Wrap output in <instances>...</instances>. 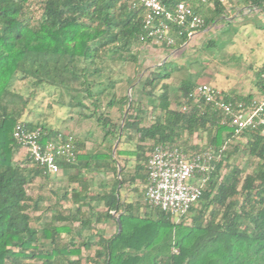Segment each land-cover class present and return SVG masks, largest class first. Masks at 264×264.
<instances>
[{
  "label": "trees",
  "instance_id": "16d2710c",
  "mask_svg": "<svg viewBox=\"0 0 264 264\" xmlns=\"http://www.w3.org/2000/svg\"><path fill=\"white\" fill-rule=\"evenodd\" d=\"M160 1L170 9L179 1L190 3L204 18L201 29L225 13L217 0L209 16L195 0ZM142 17V8L132 7L131 0H0V264H83L82 250H93L84 264H264V135L256 129L236 134L221 123L218 111L188 100L189 91L203 82L183 78L171 97L170 78L179 68L171 61L148 70L141 97L129 101L122 85L133 86L142 66L132 49L152 43L144 36ZM171 33L173 44L156 45L172 51L189 38L175 25ZM41 65L53 68L42 74ZM252 69L264 97V63ZM48 75L83 95L87 103L78 105L89 111L77 120L95 118L101 138L62 131L10 109L11 98H25V108L37 89L56 83ZM221 94L244 104L254 98ZM18 121L73 137L75 161L58 164L74 173L61 187L52 180L53 193L61 192L73 207L42 206L44 196L28 192L29 184L46 178L28 156L15 158L21 148L12 136ZM86 140L95 146L80 152ZM155 145L217 152L210 179L184 215L143 202L146 164ZM241 154L254 161L250 171L236 163ZM94 172L112 177L109 185L90 190ZM124 186L134 194L123 193ZM108 220L114 231L105 235L97 225Z\"/></svg>",
  "mask_w": 264,
  "mask_h": 264
},
{
  "label": "built area",
  "instance_id": "2783aa9c",
  "mask_svg": "<svg viewBox=\"0 0 264 264\" xmlns=\"http://www.w3.org/2000/svg\"><path fill=\"white\" fill-rule=\"evenodd\" d=\"M195 1L206 4L210 0ZM131 6L142 8L144 36L153 44H173L172 25L189 34L204 24V18L185 1L177 2L171 9L160 0H131ZM187 99L193 103L202 102L218 111L221 123L233 127L236 134L245 129H256L264 135V97H254L249 104L232 102L224 98L217 87L203 82L189 91ZM12 136L30 160L42 169L47 180L59 172V161L73 162L76 159L74 139L70 135L49 134L41 127L27 128L18 121ZM216 159L217 152L212 149L186 152L176 146L155 145L146 164L143 201L172 216L186 214L201 196ZM187 180L195 182L187 183Z\"/></svg>",
  "mask_w": 264,
  "mask_h": 264
},
{
  "label": "rangeland",
  "instance_id": "374dc122",
  "mask_svg": "<svg viewBox=\"0 0 264 264\" xmlns=\"http://www.w3.org/2000/svg\"><path fill=\"white\" fill-rule=\"evenodd\" d=\"M241 34L237 36L238 38H247L244 43L245 48L240 51L239 46L241 42L233 41L231 42L229 36H222L223 40L220 39L219 36L215 37L214 43H211L208 46H202V36L201 39H198V42H189L184 47L170 51L164 50L161 46H158L153 43H143L138 45L136 48H133V52L136 53L138 63L142 66L137 69V80L134 82L133 86L126 87L123 84V89L126 90V94L129 93L130 97L140 98L141 97V85L143 83V79L148 70L153 67L161 64L165 61H171L173 65H177L181 67L179 71H174L172 77L170 78V83L172 86V90L170 92L171 97H174L175 90L182 78L186 75L189 76H198V82H204L201 78V74H207L210 70H224L227 71L228 74L240 73L243 75L242 81L245 84V87L250 88L252 86L251 79L254 76V70L252 68H202L200 66V61L202 59V52H206L207 54H214L223 47V49H231L233 53L241 52L233 57V60H236L240 63H248L250 60H253L255 56L262 55L264 56V28L261 29L258 33L251 32L252 25H247L243 27ZM200 33V32H199ZM256 39H261L259 42ZM194 47V48H193ZM203 47V48H201ZM204 50V51H203ZM127 55V54H126ZM194 61H199L196 63ZM59 65H62L61 59H58ZM202 64V63H201ZM212 66V65H211ZM210 66V67H211ZM52 67V66H51ZM213 67V66H212ZM40 68H44L41 73H48V71L52 68L41 65ZM46 68V69H45ZM50 68V69H47ZM126 71H130V68H126ZM198 74V75H197ZM50 80H53L54 84H47L43 87H40L36 90L35 95L30 99L29 103L24 108V100L25 98L13 97L9 101L10 109L15 110L16 112L24 111V115L29 118L34 119V121L45 122L50 127L60 128L62 131H72L77 134L83 135V133L89 134L91 137L101 138L102 137V129L97 124L95 118L92 121H82L77 120L78 117L84 112H88L89 109L85 108L81 105H78V102L87 103L82 97L83 95L74 90V88H69L64 84L60 86L59 81L60 78L52 77V75H48ZM211 84V83H210ZM213 85V84H212ZM73 86H77L74 84ZM256 98H260V95L255 96ZM24 108V110H23ZM150 113L148 114V119L150 117ZM82 116V115H81ZM76 121V122H75ZM196 138H194L195 140ZM92 146H95L92 143ZM130 146V144L128 145ZM27 154L25 150L21 147L15 155L17 160H25ZM124 158V156L122 157ZM236 163L246 168V171H250L256 165L254 161L249 160L247 155L241 154ZM112 177L109 176V183L111 182ZM194 180H187V183H193ZM47 186L44 184V180L42 178H37L33 183L27 186V190L30 194L43 195L44 199L41 202L42 206H47L48 204H56V207H59V203L57 202V198L53 191L47 194ZM142 186L139 188V191L142 192ZM123 193L132 195L134 191L130 189L128 186H124L121 190ZM144 202V201H143ZM35 214H39L36 212ZM100 231L109 235L114 231V223L110 222L109 225L100 224ZM64 239L67 240V237L64 235ZM93 252V250H82V260L81 262L84 264V257ZM71 259H76V255L70 256Z\"/></svg>",
  "mask_w": 264,
  "mask_h": 264
},
{
  "label": "crops",
  "instance_id": "0c3cea01",
  "mask_svg": "<svg viewBox=\"0 0 264 264\" xmlns=\"http://www.w3.org/2000/svg\"><path fill=\"white\" fill-rule=\"evenodd\" d=\"M214 1L215 0H211L203 5H198L194 3V6L198 7V10L202 15L209 16L214 11ZM217 1L224 6L225 13L218 16L210 25L206 26L205 28L189 33L188 40L179 48L184 47L187 43L191 41L198 42L199 41L198 39H201L200 38L201 36L203 39L202 40L203 47L210 45L209 44L210 40L215 41V37L217 36H219L221 40H223V38H221L222 36L224 37L229 36L228 39H230L231 42L233 41L241 42V44L238 46L240 48L239 50L242 51V49L245 48L244 43L246 42L247 38L245 39L241 37L238 38L237 36L241 34L242 30L244 29L243 27L247 25H252L253 28L251 32H255V33H258L261 29L264 28V4L257 5L247 0H217ZM256 40L259 42L261 39L259 40L256 39ZM179 48H175L173 50ZM240 53L241 52L238 51L237 53L234 54L233 51H231V49H223V47L218 49V51L212 55L210 53L207 54L204 51L202 52L203 60L200 61V66L202 68H248L249 69L253 67H258L264 63V56L262 55L255 56L254 59L250 60L247 64L233 60V57ZM194 62L199 63V61H194ZM180 69L182 68L179 67L175 71H179ZM241 72L242 71H240V73L235 72L231 75L228 74L227 71L219 70V69L210 70L209 72H207V74H205L203 71V73L201 74V78L205 83L213 84L224 94L233 95V96L235 95L247 96L251 94L253 97L258 96L259 92L254 85L255 82L254 76L251 79L252 86L250 88H247L245 87V84L242 81L243 75H241ZM197 77L186 75L184 78L195 79L198 82L200 77L199 78ZM171 107L174 108L175 104L172 103ZM92 147H93L92 142L86 140L84 147L85 149L81 150L80 152H84L85 150H88ZM73 173H74L73 169H70L68 172H64L63 169L60 168L59 172L56 175L52 176L51 179L49 180L44 179V184L45 186H47L46 187L48 191L47 194L52 191V188L55 189V186L53 185V181H52L53 178L56 177V180H58L57 185L58 187H61L66 184L68 178ZM101 183H103L105 186L109 185V175L103 178V175L101 173L94 172V181L93 184L90 185L89 187L90 190H98V186ZM70 185L81 188V185H79L76 182H71ZM55 196L59 203L58 208L65 209L74 206L68 200L61 198V192H58V196L57 195ZM110 222L112 221L109 220L104 221L102 223H99L97 227L99 228L100 224L109 225ZM101 232L103 231L101 230Z\"/></svg>",
  "mask_w": 264,
  "mask_h": 264
},
{
  "label": "water",
  "instance_id": "95a60500",
  "mask_svg": "<svg viewBox=\"0 0 264 264\" xmlns=\"http://www.w3.org/2000/svg\"><path fill=\"white\" fill-rule=\"evenodd\" d=\"M127 96H128V100L130 101L131 97H130L129 93L127 94ZM125 115H126V111L123 113V116H122V119H121V127H120V131H119V133H121V131H122V126H123V121H124ZM116 145H117V141L115 142V144H114V146H113V150H112L113 153H114V151H115ZM120 168H121V167H120V164H119V162H117V169H118L117 177H119V174H120Z\"/></svg>",
  "mask_w": 264,
  "mask_h": 264
}]
</instances>
